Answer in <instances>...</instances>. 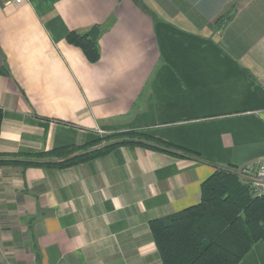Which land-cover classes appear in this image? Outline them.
Returning <instances> with one entry per match:
<instances>
[{
	"label": "crops",
	"instance_id": "crops-1",
	"mask_svg": "<svg viewBox=\"0 0 264 264\" xmlns=\"http://www.w3.org/2000/svg\"><path fill=\"white\" fill-rule=\"evenodd\" d=\"M94 25L92 63L67 35ZM0 108L4 154L137 129L205 159L126 145L0 166V264H36L33 241L40 264H163L150 221L264 158V0H0ZM240 264H264V241Z\"/></svg>",
	"mask_w": 264,
	"mask_h": 264
},
{
	"label": "trees",
	"instance_id": "trees-1",
	"mask_svg": "<svg viewBox=\"0 0 264 264\" xmlns=\"http://www.w3.org/2000/svg\"><path fill=\"white\" fill-rule=\"evenodd\" d=\"M100 33L97 38H91L85 33L70 31L67 41L79 47L86 58L95 63L101 58ZM3 117L0 108V133ZM126 145L205 160L198 152L137 129H128L89 143L37 153L0 152V166L64 169L105 156ZM243 167L218 166L202 182L201 199L197 204L150 221L163 264H240L257 242L264 241V195L251 194L248 181L242 176ZM33 249L35 262L40 264L41 254L34 241Z\"/></svg>",
	"mask_w": 264,
	"mask_h": 264
},
{
	"label": "built area",
	"instance_id": "built-area-1",
	"mask_svg": "<svg viewBox=\"0 0 264 264\" xmlns=\"http://www.w3.org/2000/svg\"><path fill=\"white\" fill-rule=\"evenodd\" d=\"M9 1L20 4L25 0ZM242 176L248 181L253 196L264 195V158L257 164L244 166L242 169Z\"/></svg>",
	"mask_w": 264,
	"mask_h": 264
},
{
	"label": "water",
	"instance_id": "water-1",
	"mask_svg": "<svg viewBox=\"0 0 264 264\" xmlns=\"http://www.w3.org/2000/svg\"><path fill=\"white\" fill-rule=\"evenodd\" d=\"M135 2H140V0H134ZM141 4V3H140ZM100 33V28L97 25H94L88 32L87 35L91 38H97Z\"/></svg>",
	"mask_w": 264,
	"mask_h": 264
},
{
	"label": "rangeland",
	"instance_id": "rangeland-1",
	"mask_svg": "<svg viewBox=\"0 0 264 264\" xmlns=\"http://www.w3.org/2000/svg\"><path fill=\"white\" fill-rule=\"evenodd\" d=\"M101 132H104V130H100ZM117 132H119V131H117ZM111 133H114V132H106L105 134L107 135V134H111Z\"/></svg>",
	"mask_w": 264,
	"mask_h": 264
}]
</instances>
